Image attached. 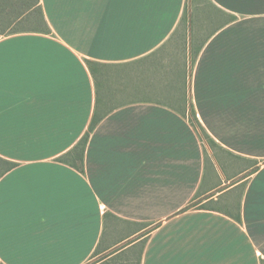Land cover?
Segmentation results:
<instances>
[{
    "label": "crops",
    "instance_id": "crops-1",
    "mask_svg": "<svg viewBox=\"0 0 264 264\" xmlns=\"http://www.w3.org/2000/svg\"><path fill=\"white\" fill-rule=\"evenodd\" d=\"M0 33L1 264L264 262V0H0Z\"/></svg>",
    "mask_w": 264,
    "mask_h": 264
},
{
    "label": "trees",
    "instance_id": "trees-1",
    "mask_svg": "<svg viewBox=\"0 0 264 264\" xmlns=\"http://www.w3.org/2000/svg\"><path fill=\"white\" fill-rule=\"evenodd\" d=\"M21 4H25L27 3V0H20ZM186 15L184 13V15L182 16V21L186 20ZM229 21L234 20L233 16H230ZM48 30V29H47ZM47 33H50V31L48 30ZM198 52V51H197ZM196 54L190 55V60H191V64H193ZM86 66L88 67V70L92 76V78L94 79V84L96 86H99L101 83H103L104 78L105 77H97V67L99 66V64L94 63V62H90V61H85ZM100 100L96 99V105L99 104ZM186 113L185 111L182 112V115L184 116ZM105 114L99 115L96 111H94L92 118L90 120L89 126H88V130L82 135V137L80 138V140L72 147V149L70 151H68L66 154L62 155L61 157H59L57 160L59 162H62L64 164H67L71 167H74L75 169L82 171L83 168V153H84V149L88 140V136L89 133L94 129V127L98 124V122H100V120L102 119V117ZM188 119L189 122L191 124V126L193 127L194 131L196 132L199 140L202 143L203 146V153L204 156H206V151L204 148V145H208L210 147V149H214L216 148V143L209 137V135L205 132V130L201 127L200 123L197 121L196 119V115L194 113L193 108L190 106L188 108ZM15 166L14 163L11 162H7L4 161L2 159H0V177L3 176L6 172H8L9 170H11L13 167ZM197 196V194H196ZM195 199V196H194ZM211 205V204H209ZM194 207L193 203H190L188 206H186L184 208V210H188L190 208ZM208 205L207 204H203L200 205V209H208ZM229 215V213H227ZM235 221H239V213L238 211L236 212V214L230 215ZM96 253H94L95 256ZM1 264V263H0ZM262 264H264V262H262Z\"/></svg>",
    "mask_w": 264,
    "mask_h": 264
},
{
    "label": "rangeland",
    "instance_id": "rangeland-1",
    "mask_svg": "<svg viewBox=\"0 0 264 264\" xmlns=\"http://www.w3.org/2000/svg\"><path fill=\"white\" fill-rule=\"evenodd\" d=\"M2 26V25H1ZM2 30H3V28H1ZM2 34L0 33V36H1ZM193 41H192V44H190L191 45V47L193 46ZM179 53V52H178ZM194 53H192V55H193ZM118 77H113V79L112 80H110V84H112V85H114V89H119V81H120V79H117ZM136 77H130L129 79H130V81H129V86H128V93H125V96H123V99H120V100H118V99H115V101H114V103H116V102H118V101H125V100H135V99H137V98H139V97H143V96H147V95H144V93H143V91H141V90H134L131 86H130V82L132 81V79H135ZM103 85H104V83H103ZM141 91V92H140ZM185 91H186V89H185ZM101 100V99H100ZM204 148H205V151H206V154H208L209 152H214V149L212 150V149H210V147L208 146V145H204ZM200 201L201 200H198V201H195L194 202V205H197L198 203H200ZM96 262H98V259H97V257L96 258H94V259H92V261H90V263H96Z\"/></svg>",
    "mask_w": 264,
    "mask_h": 264
}]
</instances>
